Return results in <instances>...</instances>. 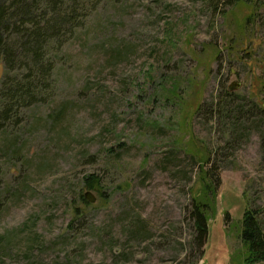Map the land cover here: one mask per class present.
Returning a JSON list of instances; mask_svg holds the SVG:
<instances>
[{
	"label": "rangeland",
	"instance_id": "1",
	"mask_svg": "<svg viewBox=\"0 0 264 264\" xmlns=\"http://www.w3.org/2000/svg\"><path fill=\"white\" fill-rule=\"evenodd\" d=\"M97 2L51 97L0 132V264H244L242 217L264 219V0ZM225 94L257 116L224 124ZM207 168L221 185L199 247Z\"/></svg>",
	"mask_w": 264,
	"mask_h": 264
},
{
	"label": "trees",
	"instance_id": "2",
	"mask_svg": "<svg viewBox=\"0 0 264 264\" xmlns=\"http://www.w3.org/2000/svg\"><path fill=\"white\" fill-rule=\"evenodd\" d=\"M98 6L97 0H0V132L7 123H19L20 110L46 102L51 97L50 79L59 52ZM224 96L215 99L216 103L211 105L212 111L224 116L221 117L224 124L226 118L235 128L239 117L257 116L255 109L245 110L244 103L234 104L231 97ZM208 155L207 166L213 163L211 152ZM214 156L216 159V153ZM203 176L204 192L198 198L193 197L189 211L195 243L199 247H204L208 240V217L213 206L215 208L221 185L220 178L211 169L207 168ZM98 178L92 174L83 180L87 191H98ZM6 206L0 193V215ZM263 220L262 212L257 210H246L242 217L240 238L244 264H264Z\"/></svg>",
	"mask_w": 264,
	"mask_h": 264
},
{
	"label": "water",
	"instance_id": "3",
	"mask_svg": "<svg viewBox=\"0 0 264 264\" xmlns=\"http://www.w3.org/2000/svg\"><path fill=\"white\" fill-rule=\"evenodd\" d=\"M240 88V84H238L237 82H233L230 86H229V91H234V90H237ZM85 199L88 201V202H91V203H94L95 202V198L94 196L92 195L91 192H87L85 193Z\"/></svg>",
	"mask_w": 264,
	"mask_h": 264
}]
</instances>
